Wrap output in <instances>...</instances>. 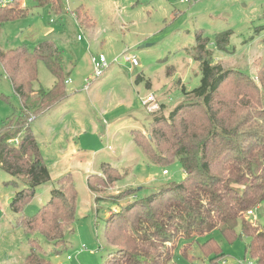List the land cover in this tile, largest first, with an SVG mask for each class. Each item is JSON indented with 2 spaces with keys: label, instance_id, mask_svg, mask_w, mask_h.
<instances>
[{
  "label": "rangeland",
  "instance_id": "374dc122",
  "mask_svg": "<svg viewBox=\"0 0 264 264\" xmlns=\"http://www.w3.org/2000/svg\"><path fill=\"white\" fill-rule=\"evenodd\" d=\"M17 1L27 8V14L3 23L0 49H14L22 44L33 49L50 36L63 56V77L72 81L65 83L70 96L57 108L59 111L50 110L46 117H38L40 113L30 126L39 137L40 152L51 174L55 177V171L70 167L62 175L70 172L77 191L73 231L65 234L66 241L60 249L54 248L41 233H35L34 238L41 247L40 254L52 264H101L111 248L103 234L109 209L120 202L123 204H116L118 207L112 210L119 211L127 205L128 196L130 202L133 195L144 197L184 177L179 160L155 162L149 158L135 143L132 130H140L148 137L152 115H167L176 107L183 98L182 85L186 89L198 85L199 64L193 52L197 34L207 39L214 63L255 78L256 63L264 59V0H65L67 13L62 14H55L48 5H37L34 0ZM80 5L84 6L80 12L87 14L89 22L77 21L73 9ZM92 33L94 41L88 50L86 42ZM220 33L226 37L222 47L217 44ZM77 36L83 40H77ZM126 49L137 57V66L129 68L126 63L112 62ZM97 53L104 54L110 64L101 76L92 78L91 56ZM37 76L35 89H49L55 81L42 60L37 62ZM86 78L90 79L89 87L84 90ZM0 93L7 97L0 98L1 126L20 105L1 67ZM149 96L157 107L154 112L143 103ZM93 120L96 129L92 128ZM52 126L53 134L49 130ZM82 158L95 169L92 174L101 175V166L107 163L123 177L109 184L104 180L105 186L100 183L99 191L92 192L94 197L88 195L85 181L91 170L78 164ZM57 178H50L35 189L22 207L23 214L32 215L48 201ZM13 181L0 168V262L7 256L9 264H19L30 245L22 227L15 224L17 214L11 204L21 186ZM97 195L103 196L98 211L93 204ZM247 218L264 225V200ZM235 233L237 237L232 241L219 230L208 235L224 254L220 264L250 262L244 252L249 238L241 234L240 224ZM184 242L180 238L172 248L175 264H208L196 245L182 254Z\"/></svg>",
  "mask_w": 264,
  "mask_h": 264
},
{
  "label": "trees",
  "instance_id": "16d2710c",
  "mask_svg": "<svg viewBox=\"0 0 264 264\" xmlns=\"http://www.w3.org/2000/svg\"><path fill=\"white\" fill-rule=\"evenodd\" d=\"M34 1L48 5L55 14L66 10L65 0ZM83 7L73 9L80 23L87 19V14L80 12ZM26 14L27 8L19 1L0 0V29L3 23ZM225 43L224 34H218V46ZM193 52L199 64L198 85L191 89L182 85L181 102L167 115H152L148 137L132 130L135 143L149 158L155 162L179 160L184 177L144 197H134L119 211H109L103 234L111 248L101 264H175L172 248L180 238L185 241L182 254L196 245L208 264H220L224 254L208 235L219 230L232 241L238 224L241 234L249 238L244 249L249 264H264V225L253 223L246 215L264 200V59L256 63L255 79L242 70L214 63L207 39L200 34ZM38 60L55 78L49 89L34 88ZM62 62V53L50 36L33 49L24 44L0 49L2 73L20 103L0 126V168L21 186L11 207L17 214L15 224L22 227L30 245L19 264H52L40 254L35 233L43 234L60 249L65 234L73 231L77 191L70 173L55 180L48 201L35 213L22 212L35 189L50 181L31 126L25 124L30 115L38 116L69 95ZM0 98L7 100L2 93ZM14 138H18V145L9 142ZM101 170V175L87 177L93 193L99 191L98 184L105 186L104 180L109 184L123 177L107 163ZM102 198L96 196L95 203Z\"/></svg>",
  "mask_w": 264,
  "mask_h": 264
},
{
  "label": "built area",
  "instance_id": "2783aa9c",
  "mask_svg": "<svg viewBox=\"0 0 264 264\" xmlns=\"http://www.w3.org/2000/svg\"><path fill=\"white\" fill-rule=\"evenodd\" d=\"M5 1V0H2ZM78 39L81 38V36H77ZM112 62H116V63H126L128 64L130 67L129 68H133L135 66L138 65V60L137 57L134 55V53H131L128 50L123 51L121 54H119L118 56H116L115 58H113ZM110 62L107 60L106 56L102 53H97V54H93L91 56V66H92V73H91V77L92 78H98L99 76H101L103 74V72L109 67ZM89 78L84 79L85 83L83 84V89L87 90L89 87ZM66 84H70L71 80L70 79H66L65 80ZM153 97L149 96L148 98H146L143 103L145 105V107L147 108L148 111L150 112H154L155 109L157 107H155L154 104H151L153 101ZM36 116L34 115H30L27 119V122L25 124V126H28L34 119ZM10 143H14V145H18L19 141L18 138H14L9 140ZM163 173H166L165 171H163ZM247 215L252 214V209L248 210ZM82 248L84 246H81ZM81 249V248H80ZM83 250V249H81ZM67 258L70 259L71 257L69 255H67Z\"/></svg>",
  "mask_w": 264,
  "mask_h": 264
},
{
  "label": "crops",
  "instance_id": "0c3cea01",
  "mask_svg": "<svg viewBox=\"0 0 264 264\" xmlns=\"http://www.w3.org/2000/svg\"><path fill=\"white\" fill-rule=\"evenodd\" d=\"M68 11V10H67ZM69 12V11H68ZM65 13H67V12H65ZM72 15V14H71ZM72 17H73V15H72ZM75 20V19H74ZM76 21V20H75ZM77 23V22H76ZM80 27V26H79ZM93 33L91 34V36H90V38L88 39V42H86V46H87V48H88V50H90V48H91V44H92V42L94 41V37H93ZM77 40H83L82 39V37L80 38V39H78L77 38ZM54 41V40H53ZM96 41H97V39H96ZM127 50V49H126ZM125 51V50H124ZM123 52V51H122ZM72 82V81H71ZM71 84V83H70ZM149 85H151V83L149 82L148 83V86ZM70 87V86H69ZM82 87H83V85H82ZM70 95H68L67 96V98L69 97ZM66 98V99H67ZM66 99H64V100H62V101H60L59 103H57V104H54L53 106H51V107H49L48 109H46L44 112H42V114L41 115H39L38 117H41V116H45V115H47L48 116V114H49V111L50 110H54V112L55 111H59L57 108H59V106H61L62 105V103L66 100ZM63 111V110H62ZM70 113V112H69ZM67 115H68V113H66ZM66 115V116H67ZM46 117V116H45ZM36 120L38 119L37 117L35 118ZM34 119V120H35ZM40 119V118H39ZM43 120V119H42ZM42 120H40L39 122H41ZM93 122H95L94 120L92 121V124H93V129H96L98 126L96 125V123H93ZM32 129V128H31ZM49 130H50V132L53 134L54 132H55V128L52 126V128H49ZM32 133H33V130H32ZM33 135L35 136V138H36V140H37V143H38V145H39V148H40V140H39V137L38 136H36L34 133H33ZM84 160V158H82L81 159V161L78 163L80 166H84L85 167V169H90L91 171H90V173L89 174H92L91 172H95V169L93 170V169H91L90 167L92 166L91 164H90V162H87V161H83ZM70 167H66V168H64V169H61V170H58V171H55L56 172V174H55V177L51 174V171L49 170V173H50V178L51 179H55V178H57V177H59L60 175H62L66 170H68ZM68 173H70V172H68ZM83 173H84V175H86V173H85V171H83ZM165 174H167V173H165ZM50 179V180H51ZM85 184H86V188H87V193H88V195H91V196H93L94 197V195H92V191L88 188V186H87V183H86V181H85ZM42 185V184H41ZM117 188V187H116ZM51 189L52 188H50V191H51ZM117 190V189H116ZM119 191V190H118ZM98 196V195H97ZM134 197H135V195H133ZM101 197H103V196H101ZM131 198V196H128L127 197V199H126V202H129V199ZM120 201V200H119ZM118 201V202H119ZM99 203H103V202H99ZM99 203H95V200H94V198H93V204H94V207H97L98 206V204ZM89 204H90V202H89ZM116 204H119V205H122L123 203H115L114 204V206H112V209H109L110 211H112V210H114V209H116L115 207L117 206L118 207V205H116ZM100 207V206H99ZM109 213V212H108ZM25 255H23V257H24ZM7 258V259H6ZM5 262H6V264H9V261H8V257L7 256H4L2 259H1V264H5ZM20 263V262H19Z\"/></svg>",
  "mask_w": 264,
  "mask_h": 264
}]
</instances>
